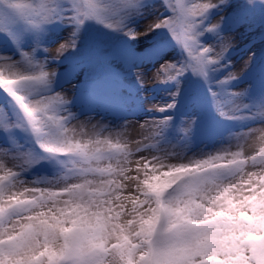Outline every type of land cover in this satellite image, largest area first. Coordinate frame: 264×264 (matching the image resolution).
I'll return each mask as SVG.
<instances>
[{
    "label": "snow or ice",
    "instance_id": "snow-or-ice-1",
    "mask_svg": "<svg viewBox=\"0 0 264 264\" xmlns=\"http://www.w3.org/2000/svg\"><path fill=\"white\" fill-rule=\"evenodd\" d=\"M147 2L0 0V37L19 54L0 53V91L14 114L0 106V132L11 138L22 131L34 145L24 148L15 139L0 145V264H264V95L245 103L246 89L221 101L210 86L220 116L259 127L233 133L228 147L212 152L187 156L162 147L180 78L191 73L211 85L214 74L230 67L233 41L221 34L220 20L209 22L228 0H162L163 11L140 32L132 25ZM89 21L129 40L167 30L184 54L156 69L153 79L174 82L177 91L151 107L161 115L140 124L135 148L121 130L126 124L81 120L70 108L74 98L54 87L50 62L77 49ZM56 22L70 31L44 47L48 25ZM207 34L214 40L206 44ZM251 64L250 57L242 71L215 83L227 85ZM136 78L143 86L142 74ZM190 130L180 129L186 137ZM141 153L148 155L136 159ZM44 161L57 166L54 173L30 179Z\"/></svg>",
    "mask_w": 264,
    "mask_h": 264
},
{
    "label": "rangeland",
    "instance_id": "rangeland-1",
    "mask_svg": "<svg viewBox=\"0 0 264 264\" xmlns=\"http://www.w3.org/2000/svg\"><path fill=\"white\" fill-rule=\"evenodd\" d=\"M161 2L148 0L143 15L136 17L132 26L143 32L145 25L163 11L159 7ZM216 20L221 21V34L231 37L233 41L227 56L231 61L230 67L214 74L211 85L191 73L185 74L180 78L177 106L167 113L172 116V122L164 134L162 147L183 150L187 156L228 147V138L233 133L247 131L251 126L259 127L250 121L228 120L220 116L212 104L208 88L213 87L221 101L229 98L228 93L246 89L248 95L244 98L245 103L253 104L264 95L261 85L264 73V0H253L251 5L247 0H228L226 5L211 12L209 22L215 23ZM69 31V25L59 22L48 25L43 46L55 47ZM202 40L203 43H211L214 36L207 34ZM31 46L28 41L22 45V49L30 51ZM0 53L16 58L19 56L15 46L2 37ZM250 57L252 64L242 76L224 86L215 83L223 79L228 71H242ZM182 59V49L167 30L149 32L136 40H129L123 33L113 32L89 21L80 33L77 49L65 53L59 61L50 62L49 70L57 69L55 89L74 98L70 105L72 112L81 120L91 116L92 123L102 120L112 127L126 124L121 130L130 146L135 148V141L141 138L140 124L161 115L150 110L151 107L170 102V94L177 91L174 82L162 84L153 79L156 69L165 61L179 62ZM138 72L144 78L143 86L137 81ZM182 102L185 112L178 115L180 110L177 109ZM0 106L6 108L14 118L11 98L3 91H0ZM73 123L78 124V121ZM189 127L191 130L186 137L180 129ZM11 139L17 140L24 148H34L31 138L22 131L16 130L11 138L0 132V145H9ZM232 143L235 144V141ZM139 155L148 153L137 154L135 158L138 159ZM56 167L53 163L41 162L31 170L29 178L52 175Z\"/></svg>",
    "mask_w": 264,
    "mask_h": 264
}]
</instances>
